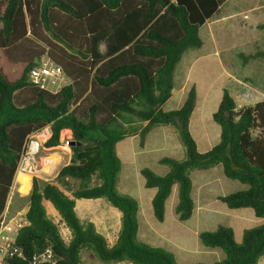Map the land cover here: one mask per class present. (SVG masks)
Wrapping results in <instances>:
<instances>
[{"label":"trees","instance_id":"trees-1","mask_svg":"<svg viewBox=\"0 0 264 264\" xmlns=\"http://www.w3.org/2000/svg\"><path fill=\"white\" fill-rule=\"evenodd\" d=\"M223 1L0 0V213L26 136L48 126L50 136L41 148L53 149L60 131H70L68 162L51 180L40 184L31 179L27 224L14 238L24 259L4 258L5 264H30V256L47 247L52 264H80L81 250L104 263L177 264L171 253L136 239L137 202L115 189L120 163L114 145L136 133V120L144 121L138 129L140 143L153 126L162 124L174 128L184 149L180 159H158L167 166L162 175L139 169L143 186L154 188L150 204L157 221L163 219L174 184L173 211L178 220H186L193 206L189 171L217 164L223 176L247 185L218 199L227 208L249 207L254 216L264 218V99L236 107L223 88L211 114L219 127L218 140L204 152L196 150L188 131L193 86L178 108H160L171 95L176 63L184 51L200 47L198 27ZM44 51L68 79L55 92L26 79L27 69ZM257 54L264 55V50L248 56ZM69 182L76 186L71 188ZM99 197L120 211L111 245L74 209L75 199ZM46 206L69 231L67 241L46 215ZM197 237L203 246L220 249L223 257L194 264H256L264 256V222L244 229L239 243L231 229L221 225Z\"/></svg>","mask_w":264,"mask_h":264},{"label":"rangeland","instance_id":"rangeland-1","mask_svg":"<svg viewBox=\"0 0 264 264\" xmlns=\"http://www.w3.org/2000/svg\"><path fill=\"white\" fill-rule=\"evenodd\" d=\"M237 1V5L235 3L232 4L234 5L232 10L236 14L227 22L207 24L206 26H202L198 32L201 39L204 40V46L201 52L204 49H212L211 42L212 45L216 46V50L219 51V56H213L212 53L202 55L201 58L194 62L192 67V74L199 72L200 79L205 85L208 84L206 86L209 87V91H206V95L210 98L202 113H198L201 110L199 101L201 97H198L199 99L188 120V131L195 142L198 152L208 150L218 139L219 127L212 121L211 114L216 109L215 104L217 102L215 100L221 94L219 86L223 82L225 76L224 71H229L240 80L243 76H246L247 84L257 90L255 97H252L250 103H247L246 100L239 99V102L242 104L240 107L252 105L254 103L252 102L253 100L257 99L260 101L264 99V55L259 56L257 54V56H248L253 52L257 53L264 50V28L258 30L252 25L250 29L243 27V25H247L250 21H253L252 19L248 20L243 17L245 9L256 4L258 0ZM226 3L223 6V10L230 7L231 0H228ZM248 15H251V12H248ZM206 27L213 30L221 29L224 31V34L217 30V32H214L216 39L213 41L212 37L208 35V31H206ZM247 37L248 42L245 45H241L240 40ZM211 39L212 41H210ZM191 52V49L184 51L174 67L172 77L173 87L170 97L160 107L163 111L178 108L185 97L192 78L188 77L187 72L180 71L183 57ZM240 53L246 56L244 62L242 61L243 58ZM217 58H220L222 62L221 66L217 64ZM202 66H207V69L201 71L200 68ZM184 77L188 78L185 79ZM183 79L184 82L182 81ZM25 94L27 93L24 92ZM18 96L22 97V95ZM236 107H239V103ZM143 124L144 121L136 120L135 126L140 129ZM138 129L135 134L124 136L114 145V154L120 163L115 189L121 194L134 198L137 202L139 214L136 216V239L138 241L152 247H160L171 253L177 264L211 263L220 260L223 257V253L218 248L203 246L198 240V232L211 231L219 225L229 227L233 234V240L239 243L244 229L258 226L264 222V218L253 215L251 208H227L218 199V196L247 188L246 184L223 176L219 164L207 169H193L189 171L191 181L190 197L193 206L191 214L186 220L177 219L171 206L170 196H168L165 202L163 219L162 221H157L152 215L149 199L151 191L152 194L154 193V188H146L143 186V179L139 174V169L147 167L155 174L162 175L167 171V166L157 162V160L163 156L180 159L184 156V149L177 132L169 125L159 124L153 126L145 134L141 143ZM68 133L69 131L67 129H62L59 133V144L56 147L53 149L42 147L37 152L34 173L22 175L17 180L13 178L12 182L15 181L16 183H12L10 192L6 198V202H9L7 206L9 214L26 210L27 197L33 177L38 179L40 184L51 180L56 175L59 167L68 162L70 156L69 145L64 146L60 140L62 136H66ZM69 185L73 188L76 186V183L69 182ZM173 189L176 192L175 184L173 185ZM85 200L98 201L93 204L82 203ZM75 204L77 205L76 210L81 217L80 219L82 221L88 220L93 224V227L97 226L98 229H101L100 227L102 226L101 224L104 218L102 205L104 204V207L113 208L104 197L95 199L80 198L75 200ZM86 208L90 212H87ZM46 215L57 224L59 234L63 241H67L69 231L59 220L57 213L49 206H46ZM98 229L95 230L97 231ZM101 231L103 230L101 229ZM112 231L114 233L115 229ZM106 243L108 244L107 240ZM80 257V264H130L127 262L104 263L94 258L87 250H81ZM0 264L5 263L2 260ZM256 264H264V256L258 258Z\"/></svg>","mask_w":264,"mask_h":264},{"label":"crops","instance_id":"crops-1","mask_svg":"<svg viewBox=\"0 0 264 264\" xmlns=\"http://www.w3.org/2000/svg\"><path fill=\"white\" fill-rule=\"evenodd\" d=\"M227 1L228 0H224L221 4H219L217 6L216 10L212 13V15H210L208 18H206L204 20V22L198 27V32H199V30H200V28L202 26H206L207 24H213V23H217V22H227L231 17H233L236 14V12L234 10H232L233 9L232 7L234 6L232 4L235 3L237 5L238 1L237 0H231L230 7L228 9H226V10H223V6L225 4H227L226 3ZM248 12H251V15H248ZM254 12H256V13L254 14ZM263 13H264V0H258V2L256 4H254L252 6H249L248 8L245 9V12L243 13V17L245 19H248V20L252 19L253 21H250V22L248 21L249 23L247 25H243V27L244 28L248 27V29H250V26L252 25L254 28L260 30L259 25L262 22H264ZM217 30L220 33L224 34V31L221 30V29H215V30L210 29V28L206 29V31H208V35L210 37H212L213 41H215V39H216L215 35H214V32H217ZM217 38H219V37H217ZM212 39L210 41H212ZM201 41H202V43H201L199 48L191 49L192 52L188 53V55H185L183 57V59H182V67H181V71H180V72H187L188 77L192 78V80H190L189 87L193 86L194 91H195V103H194V106L196 105L198 99L201 97L199 99L200 105H201V110L198 111V113H202L203 109H205L207 101L210 100L209 96L206 95L207 94L206 91H209V87L206 86L208 84L205 85L204 82L200 79V76L198 74L199 72L198 73L194 72V74H192L193 73V70H192L193 64H194V62L196 60L201 58L202 55H207L209 53H212L213 56H219V51L216 50V48H215L216 46L212 45V42H211L212 49H210V50L204 49V51L201 52V49L204 46V40L201 39ZM240 41H241V43H240L241 45H245V43L248 42V37L247 38H243ZM207 43H208V41H207ZM198 52H200V53H198ZM253 53H255V52H253ZM242 54L243 53H240V55H242ZM243 60H244V58H243ZM216 61H217V64L219 66L222 65V62H221L220 58L219 59L217 58ZM204 69H207V66H202L200 68L201 71L204 70ZM224 73H225V76H224L223 82L219 86V88L221 89V92H222L223 88L227 89L228 93L234 99L236 105L238 103H239L240 106L242 105L241 102H239L240 101L239 99L246 100L247 103H250V101L252 100V97L253 96L255 97V92H257V90H255L249 84H247V81H246L247 77L243 76V78H241V80H240L239 78H236L235 75L230 73L229 71H224ZM179 77H180V75H179ZM188 77H184V78L186 79ZM194 79H196V80H194ZM182 81L184 82V79ZM221 81H222V79H221ZM220 96H221V94H220ZM219 99H220V97L219 98L217 97V100H215L217 102L215 104L216 107H217V104L219 102ZM257 101H259V100L256 99V100H253L252 102H257ZM217 140H216V142H217ZM141 146H142V144H141ZM157 162H158V160H157ZM19 178H20V176H19ZM173 191H174V189H173V185H172L170 193L168 195V196H170L171 206L172 207H174V205H175V203L177 201V195H175L176 192L174 191L175 192L174 193ZM152 195L153 194H152V191H151L149 199H151ZM190 195H191V190H190ZM168 196H167V198H168ZM167 198L165 199V202H166ZM84 199H95V198H84ZM97 201L98 200H92V201L91 200H85L82 203L93 204V203H95ZM165 202H164V209H165ZM103 205H102V207H103L102 208V212H103V215H104V218H103V223L104 224L102 223L101 224L102 226L100 227L103 231H101V229H98L97 226L94 227V228L98 229L97 232L99 231V233L108 241V244L111 245V244H113V242L116 239L117 231H118V228H119L120 211H118L117 208L114 209L115 207H113V208L112 207H107V206L104 207ZM76 208H77V205L74 204L75 212H76L77 216L80 219L81 217L78 215ZM86 210H87V212H90V210H88V208H86ZM138 214H139V209L137 207L136 216ZM80 220L82 221V219H80ZM113 229H115L114 233L112 231Z\"/></svg>","mask_w":264,"mask_h":264},{"label":"built area","instance_id":"built-area-1","mask_svg":"<svg viewBox=\"0 0 264 264\" xmlns=\"http://www.w3.org/2000/svg\"><path fill=\"white\" fill-rule=\"evenodd\" d=\"M26 79L29 83L49 92L58 91L68 83L62 68L47 56L46 51L27 69ZM49 136L50 129L48 126H44L26 136L14 176L17 173H34L36 166L35 156ZM69 139L70 131L68 135L60 138L64 146L69 145ZM8 203L7 201L3 211L0 213V261L4 258L24 259L23 252L14 242V238L17 231L27 224L24 216L25 211L9 214L7 211ZM44 262L51 264L54 262L53 253L49 247L32 254L29 258L30 264Z\"/></svg>","mask_w":264,"mask_h":264},{"label":"bare ground","instance_id":"bare-ground-1","mask_svg":"<svg viewBox=\"0 0 264 264\" xmlns=\"http://www.w3.org/2000/svg\"><path fill=\"white\" fill-rule=\"evenodd\" d=\"M66 135V134H65ZM27 175V173H17L14 178L17 180L19 176Z\"/></svg>","mask_w":264,"mask_h":264}]
</instances>
